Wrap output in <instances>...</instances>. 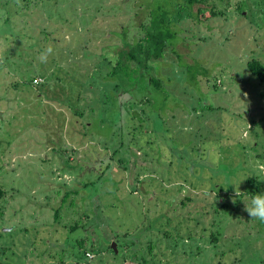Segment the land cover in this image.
<instances>
[{
    "label": "rangeland",
    "instance_id": "374dc122",
    "mask_svg": "<svg viewBox=\"0 0 264 264\" xmlns=\"http://www.w3.org/2000/svg\"><path fill=\"white\" fill-rule=\"evenodd\" d=\"M181 1L0 0V264H264V0ZM152 6L175 43L141 71ZM123 139L132 171L106 163Z\"/></svg>",
    "mask_w": 264,
    "mask_h": 264
},
{
    "label": "trees",
    "instance_id": "16d2710c",
    "mask_svg": "<svg viewBox=\"0 0 264 264\" xmlns=\"http://www.w3.org/2000/svg\"><path fill=\"white\" fill-rule=\"evenodd\" d=\"M185 1L188 3L189 7H193L196 4L200 3L201 0H185ZM179 2H183V1L178 0V3ZM171 13L172 12L170 10H167L165 7H159L156 11V10H154V7L152 6V10H151L152 20H151V26L149 27V30H147L145 37L142 38L141 40H139V42H137L135 44V46H133V48L129 51V53L126 57V59L132 61V63H134L139 69H141V71H147L149 64L152 62V60L159 59L164 55V51H165V48L167 47V44L175 43L173 41L174 40L173 37L175 36V34L172 33L171 29L168 27V25L166 23L168 16ZM119 56L123 57L121 55V53L119 54ZM118 64L119 65L112 72L114 75L117 74V72H121V71L124 72L125 70L128 69L127 67L123 68L120 63H118ZM248 67H249V70L253 76H255L256 78H258L262 82H264V64L262 62H260L257 59H253V60L249 61ZM141 74L143 75V73H141ZM40 75L46 76L47 72L42 70ZM143 83L147 84L148 87L150 85L152 86V83H154L153 85L158 86L156 81L152 78H150L147 83L145 81ZM121 91L122 92L117 96V100L119 99L118 107L111 111L112 114L115 115L114 119L116 117H119L118 118L119 121L121 119L123 120L125 117L123 110L126 109V103H125V101H123V98L125 95H129L130 92H132L133 90H121ZM141 91L143 92L146 90H141ZM147 91H150V90H147ZM151 91L153 94L154 93L158 94V93H160L161 90H151ZM144 99L151 101L153 98L149 97V95H148V97L144 96V98H139V100L142 102L144 101ZM76 113H78V115H80V116L82 115V112L79 113V111H78ZM116 121H117V118H116ZM114 122L115 121L112 120V122L110 124H108V126H110V127L114 126V125L118 126V124H114ZM124 132H126V131H124ZM131 143H133V142H131ZM131 143H129L128 141L126 142L124 139L121 140L119 146L115 147L113 149V155L111 156V158L106 163L108 164L110 162V163L114 164L116 157H119L118 161L123 168H126L128 170L130 169L131 171H132V169L134 170V168H131L129 164L125 163L126 158L128 157V154H129L128 153L129 150H128L127 146L131 145ZM123 153H126V154H123ZM120 155H122V156H120ZM104 163H105V160H104ZM109 165H111V164H109ZM109 165L107 166L106 171L104 172L103 176H101L98 181L89 182L83 188V190H85L88 193V195H89L88 197L92 200H95V202L98 201V197L100 194L97 191V188L99 186L101 187V181H102L104 175L110 176L108 173H111V170H113V168H114L113 166L111 167ZM221 169H218V172H219V170L221 171ZM141 174H142V170H136L135 171V180L137 182L139 181V177ZM252 181H255V180L252 179ZM76 194H78V191H76ZM3 197H4V191L2 188H0V203H1V200L3 199ZM97 209H99V207H97ZM95 211H96V208H95L94 212ZM85 216H86L85 218L89 219V213L88 212L85 214ZM103 217H104V215H102V213L100 211L97 212L96 218H90L89 219V221H88L89 226L88 227L95 225V219L96 220H102ZM108 222L109 221H105L104 223H108ZM210 226L212 228L214 227L213 224ZM78 227H80L79 223L75 222L74 225L70 226V230L71 231H77ZM82 227H85L86 231H87L86 225H84ZM219 233L220 232H218V233L216 232V234H213L215 241L218 240L217 236L219 235ZM80 244L82 247L84 246V242H81ZM63 253L64 252H62V254ZM86 260H88V258H86ZM86 264H88V263H86Z\"/></svg>",
    "mask_w": 264,
    "mask_h": 264
},
{
    "label": "clouds",
    "instance_id": "9594fccd",
    "mask_svg": "<svg viewBox=\"0 0 264 264\" xmlns=\"http://www.w3.org/2000/svg\"><path fill=\"white\" fill-rule=\"evenodd\" d=\"M53 54V48L48 46L43 52L40 53L38 59L41 63H47L48 57ZM264 173V165L258 166L257 174ZM235 185V193L232 197V202L236 203V197H241L242 193L240 191L239 185ZM244 210L248 213L251 219L264 222V193H255L251 196L249 201H245ZM66 264H70L69 261H66Z\"/></svg>",
    "mask_w": 264,
    "mask_h": 264
},
{
    "label": "built area",
    "instance_id": "2783aa9c",
    "mask_svg": "<svg viewBox=\"0 0 264 264\" xmlns=\"http://www.w3.org/2000/svg\"><path fill=\"white\" fill-rule=\"evenodd\" d=\"M40 82H41V79H37V80L34 81L35 85L39 84Z\"/></svg>",
    "mask_w": 264,
    "mask_h": 264
},
{
    "label": "water",
    "instance_id": "95a60500",
    "mask_svg": "<svg viewBox=\"0 0 264 264\" xmlns=\"http://www.w3.org/2000/svg\"><path fill=\"white\" fill-rule=\"evenodd\" d=\"M112 248L117 252V248H116V244L115 243L112 244Z\"/></svg>",
    "mask_w": 264,
    "mask_h": 264
}]
</instances>
